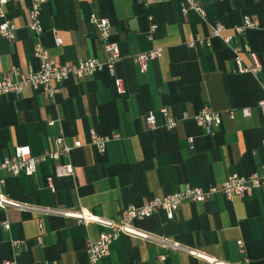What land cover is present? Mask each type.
Wrapping results in <instances>:
<instances>
[{
	"label": "crops",
	"instance_id": "crops-1",
	"mask_svg": "<svg viewBox=\"0 0 264 264\" xmlns=\"http://www.w3.org/2000/svg\"><path fill=\"white\" fill-rule=\"evenodd\" d=\"M196 1L205 17L184 12V0H46L39 35L29 26L33 0L2 7L0 23L12 21L17 30L13 42L0 36V76L13 67L39 69L37 43L60 65L105 61L99 27L91 21L95 15L109 20L111 39L119 44L122 58L115 74L126 91L119 93L104 69L69 77L53 99L30 86L20 95L0 98L3 155L12 154L16 145L44 155L58 148L60 136L67 146L82 144L61 159L74 165V173L55 177V191L47 185L53 161L31 176L1 171L0 193L28 207L0 204V264H91L88 242L97 241L106 228L80 222L76 214L81 210L118 219L129 205L139 207L188 185L209 188L235 173H263L264 115L258 103L264 97V0ZM247 16L258 25L237 33ZM215 23L225 27L223 36H232L231 42L212 35ZM198 37L208 44L190 45ZM158 48L163 55L142 71L134 57ZM236 49H242L245 66L253 65L246 49L256 52L261 71H238ZM205 106L222 118L211 132L194 119ZM163 107L177 120L174 129L165 125ZM150 113L157 116L154 128L146 122ZM92 132L120 138L100 152L91 142ZM133 226L141 234L118 237L99 264H209L189 251L218 261L264 264V187L246 197L228 199L219 192L203 202L185 200L174 219L160 210Z\"/></svg>",
	"mask_w": 264,
	"mask_h": 264
},
{
	"label": "built area",
	"instance_id": "built-area-1",
	"mask_svg": "<svg viewBox=\"0 0 264 264\" xmlns=\"http://www.w3.org/2000/svg\"><path fill=\"white\" fill-rule=\"evenodd\" d=\"M10 1L19 0H0V14L3 15L2 7ZM185 5L183 11L194 10L200 15H206L205 9L197 3L196 0H184ZM46 0H33L30 11V28L36 34H41L43 27L41 25V9ZM91 21L96 23L99 27V39L101 40L104 51L106 54V60L101 61L97 58L80 59L77 63L72 65H60L55 63L53 59L48 55L46 49L41 43H37L34 49L35 57L41 60L39 69H30L27 72H22L18 67H13L7 72L2 73L0 76V98L15 94L20 95L23 93L26 87H32L34 89H41L48 98H55L61 90V85L71 76L86 77L96 74L97 72L106 69L109 74L114 78V84L119 93H125V85L123 79L119 78L115 74L116 64L121 60L122 54L119 44L111 39V25L108 19H98L95 15H91ZM258 25L256 19L252 17H245L242 26L237 27V33H243L246 29L255 28ZM17 26L12 21L5 20L0 23V36L13 42L16 38ZM225 27L221 23H215L212 27V35L218 36L224 39L227 43L231 42L232 36H223ZM60 43V39H57ZM196 43L208 44L207 40L200 37L190 42V45ZM250 53L253 61L252 66H245L243 64L241 53L242 49H236V63L238 71L246 72L250 71L258 73L262 69V64L256 52L251 49H246ZM163 55V49H152L140 53L134 57V60L140 65L141 70L145 71L148 67V63L152 60L158 59ZM264 85V81L262 83ZM258 107L264 115V97L259 101ZM159 113L165 118V125L169 129H174L177 125V120L171 115L170 111L163 107L159 110ZM243 113L247 116L251 115L250 108L243 109ZM233 117V112H231ZM194 119L199 125L204 127L207 131L211 132L213 127H219L222 123L220 113L213 111L209 106L203 107ZM147 125L150 128H154L158 125L157 116L155 113H150L146 117ZM112 138H120V134L110 136H100L95 132L91 133V142L100 152H105L108 142ZM193 143V140L190 139ZM57 149L45 153L44 155L35 156L32 154L29 145H16L13 149V153L10 155H3L0 149V186H3L5 180L1 176V171L7 170L13 175H34L39 165L53 161L55 164L54 175L48 176L47 185L55 191V177H63L66 175H73L74 165L70 162H61L63 157H67L73 147H80L82 144L80 141H76L73 146H67L64 143V137L60 136L56 139ZM264 147V139L262 142ZM263 173L254 172L249 176H241L237 173L231 175L224 183L219 186H212L209 188H203L199 186L188 185L185 189L176 190L173 193L161 196H155L152 199L146 201L141 206L129 205L122 209L118 219H108L100 217L90 213L87 210H81L76 214V217L82 223L97 222L106 228V231L102 233L97 241L88 242V260L91 264H99L102 259L107 257L111 251L113 242L123 234L140 235L133 226L136 220L144 219L152 216L160 210H164L168 219H174L182 203L185 200H191L195 202H203L210 199L214 194L221 192L228 199H232L236 196L246 197L253 190L264 187V163L262 165ZM0 204L3 206L12 205L18 208H26L28 205L12 201L8 199L4 194L0 193ZM6 229L10 228V224L5 223ZM42 231H44L43 224H41ZM147 236V235H146ZM162 242L169 244L166 240ZM173 248H179L178 245H171ZM240 251L245 252V247L242 242L239 244ZM191 254L203 257L209 264H241L240 262L230 263L224 261H218L214 258L206 257L199 252L189 251ZM164 258V257H162ZM249 259L246 258L244 263H248ZM3 264H18L13 261H4Z\"/></svg>",
	"mask_w": 264,
	"mask_h": 264
}]
</instances>
